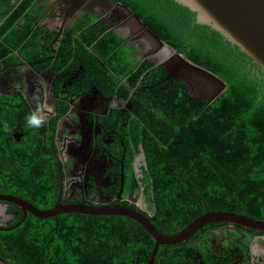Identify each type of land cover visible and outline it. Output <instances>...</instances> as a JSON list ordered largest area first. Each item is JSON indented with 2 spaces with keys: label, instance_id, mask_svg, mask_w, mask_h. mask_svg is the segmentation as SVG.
Listing matches in <instances>:
<instances>
[{
  "label": "trees",
  "instance_id": "16d2710c",
  "mask_svg": "<svg viewBox=\"0 0 264 264\" xmlns=\"http://www.w3.org/2000/svg\"><path fill=\"white\" fill-rule=\"evenodd\" d=\"M114 1L130 9L176 53L226 86L215 100L205 103L190 94L183 82L162 81V69L154 68L140 81L152 63L143 62L137 68L130 84L136 85L142 97L132 101L137 116L132 142L124 143L127 160L139 145L144 151L148 183L144 195L149 213L142 214L165 235L177 233L207 212L233 213L264 222L261 68L220 33L197 24L195 14L174 0ZM39 8L36 0H0L1 62L8 61L11 49L19 48ZM87 16L80 28L92 22L93 16ZM98 26L89 28L78 40L67 31L60 52L64 54L69 46L81 48L83 56L76 63L90 68L97 63L86 47L104 52L114 72L108 78L116 82L117 75L128 74V54L120 50V40L113 33L99 38L105 27ZM29 48L31 53L19 52V57L32 60L36 40H29L26 50ZM151 85L152 93L146 89ZM29 112L18 92L0 95V195L23 199L46 211L54 205L58 190L51 142L58 117L48 129H28L24 124ZM0 204L10 217L0 226V264H150L154 241L131 219L78 214L39 219L27 214L20 223L23 213L17 206ZM118 205L138 210L127 202ZM221 225H207L179 245L159 246L153 264H179L189 259L198 251L192 240Z\"/></svg>",
  "mask_w": 264,
  "mask_h": 264
},
{
  "label": "flooded vegetation",
  "instance_id": "af4514ba",
  "mask_svg": "<svg viewBox=\"0 0 264 264\" xmlns=\"http://www.w3.org/2000/svg\"><path fill=\"white\" fill-rule=\"evenodd\" d=\"M63 1L36 0L40 8L32 28L24 35L19 48L11 49L8 61H0V89L9 95L18 92L30 112L39 106L45 116L40 127L50 128L58 117L51 142L57 158H54L57 176V161L61 172L63 203L127 202L139 212L149 213L144 195L148 186L144 175L146 160L140 145L127 160L124 142H132V125L137 116L132 101L142 97L136 85L130 84L137 68L143 62L153 65L140 81L154 68H163L138 41L140 33L136 32L125 10L99 2L85 7L82 12L78 8L67 14L70 5ZM87 14L93 16L92 22L80 28L88 19ZM20 24L21 21L16 26ZM96 25L105 27L99 38L113 33L120 40V50L128 54V74L117 75L116 82L108 78L114 72L104 52L86 47L89 57L97 63L94 68L76 63L77 59H82L81 48L69 46L64 54L60 52L67 31L78 40ZM32 39L37 42L32 60L19 57V52L31 53L26 45ZM146 89L152 93L153 85ZM1 206L4 219L0 226L10 219L5 214V205ZM192 243L198 251L179 264H264V236H254L240 227L221 225L204 230Z\"/></svg>",
  "mask_w": 264,
  "mask_h": 264
},
{
  "label": "water",
  "instance_id": "95a60500",
  "mask_svg": "<svg viewBox=\"0 0 264 264\" xmlns=\"http://www.w3.org/2000/svg\"><path fill=\"white\" fill-rule=\"evenodd\" d=\"M176 3L188 8L195 14V22L205 25L220 33L225 40L237 46L243 53L250 57L264 73V0H174ZM71 11L80 9L82 12L87 6L104 2L108 6L125 10L139 35V42L148 50L154 62L163 68L164 78L181 81L188 91L202 99L205 103L215 100L224 90L225 83L209 71L202 69L181 54L176 53L166 43L157 38L145 24L140 21L125 6L114 0H64ZM0 95L8 96L0 89ZM87 147V146H86ZM143 159L144 151L141 148ZM52 156L57 160L54 154ZM58 164L59 187L57 197L51 209L41 211L23 199L0 195V203H10L17 206L23 213V222L27 214L39 219L55 217L60 214H78L85 216H119L136 222L154 241V250L150 264L159 246L169 247L179 245L198 232L201 228L211 224H223L246 229L248 231L264 234V222L250 219L243 215L226 212H207L196 218L175 234L165 235L160 233L148 218L138 210L121 207L118 204L109 205H83L63 203L61 172ZM118 199V198H117ZM19 223V224H20ZM17 224L15 227H17ZM14 228V227H13ZM10 228V229H13ZM0 263H2L0 261Z\"/></svg>",
  "mask_w": 264,
  "mask_h": 264
},
{
  "label": "clouds",
  "instance_id": "9594fccd",
  "mask_svg": "<svg viewBox=\"0 0 264 264\" xmlns=\"http://www.w3.org/2000/svg\"><path fill=\"white\" fill-rule=\"evenodd\" d=\"M45 120L44 114L41 113L39 106L36 107L34 111L29 112L25 116V124L24 126L28 129H37L39 128ZM5 129H7V125H4Z\"/></svg>",
  "mask_w": 264,
  "mask_h": 264
},
{
  "label": "rangeland",
  "instance_id": "374dc122",
  "mask_svg": "<svg viewBox=\"0 0 264 264\" xmlns=\"http://www.w3.org/2000/svg\"><path fill=\"white\" fill-rule=\"evenodd\" d=\"M137 205L139 206V207H142V208H144V206L143 205H141L140 203H137ZM4 207H0V222L4 219V217H3V214H2V209H3Z\"/></svg>",
  "mask_w": 264,
  "mask_h": 264
}]
</instances>
